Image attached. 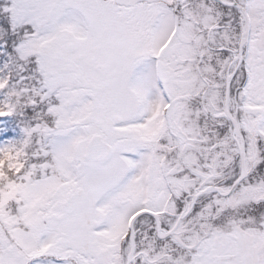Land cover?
Returning <instances> with one entry per match:
<instances>
[{
    "label": "snow or ice",
    "instance_id": "1",
    "mask_svg": "<svg viewBox=\"0 0 264 264\" xmlns=\"http://www.w3.org/2000/svg\"><path fill=\"white\" fill-rule=\"evenodd\" d=\"M0 264H264V0H0Z\"/></svg>",
    "mask_w": 264,
    "mask_h": 264
}]
</instances>
